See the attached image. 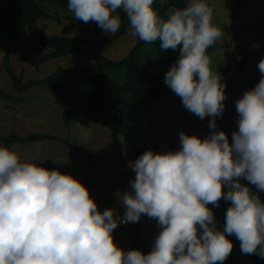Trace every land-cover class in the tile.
<instances>
[{
  "label": "clouds",
  "instance_id": "1",
  "mask_svg": "<svg viewBox=\"0 0 264 264\" xmlns=\"http://www.w3.org/2000/svg\"><path fill=\"white\" fill-rule=\"evenodd\" d=\"M153 4L68 0V10L76 20L94 21L106 35H115L122 23L115 13L122 9L139 40L159 41L161 50L182 45L165 84L187 110L201 119L210 116L213 131L203 139L181 131L178 151L148 150L129 163L136 175L131 190L119 195L125 207L119 220L113 209L101 213L71 174L22 161L16 150L0 146V264H216L229 257L231 234L241 241L242 253L264 258V202L238 179L264 191V58L259 82L235 102L238 131L230 145L226 133L216 131L226 83L211 70L207 55L223 36L213 23V8L205 0H189L164 20ZM222 197L231 206L221 231L207 205L218 208ZM142 214L161 228L146 255L118 247L112 235L118 223H136Z\"/></svg>",
  "mask_w": 264,
  "mask_h": 264
},
{
  "label": "crops",
  "instance_id": "2",
  "mask_svg": "<svg viewBox=\"0 0 264 264\" xmlns=\"http://www.w3.org/2000/svg\"><path fill=\"white\" fill-rule=\"evenodd\" d=\"M38 5L46 14L64 15L66 18L62 20L61 24H58L59 22L54 23L56 30L50 33L63 37L77 36L90 40L112 36L106 35L94 21L86 23L85 28L88 29L86 30L83 26L84 22L76 20L74 14L60 4L40 1ZM241 8L239 7L236 15H234L235 10L233 11L231 27L241 26L242 36L247 35L248 40L256 39L259 46L254 45L253 54L243 67L242 73L237 72L234 68V56L231 57L232 64L229 63L222 70V82L226 83L227 95L224 101V111L221 116L216 118V131H224L230 137H232L233 132L238 131L239 114L235 102L242 98L246 90L254 88L259 82L261 73L258 64L264 58V32L261 33L259 27L260 24H264V12L258 13L248 21L253 29V34L248 35L244 27L246 21ZM246 9L244 8L245 11ZM44 21L45 18H39L37 23L44 28L46 27L43 25ZM120 30L121 28L117 33ZM46 31L48 30L46 29ZM135 39L136 37L128 31L100 50L113 61L121 60L132 50ZM228 45L232 51L233 43ZM0 46V146H3L1 140L10 133H14L17 137L33 134L49 136L50 138L37 142L12 143L9 148L16 150L22 161L36 163L38 166L49 170L59 169L61 173L71 174L88 188L90 196L96 202L101 213L106 209H113L115 216H117L124 209L119 195L131 190L129 182L135 179L136 174L129 167V163H135L138 159L130 155L129 145L135 144L143 148L144 153L148 150L155 153L178 151L181 148L179 140L181 131L190 136L196 135L201 139L208 137L213 131L208 126L212 119L210 116L201 119L184 106L175 112L171 110L170 104L168 107L170 111L162 115L158 121L159 124L161 123L160 127L151 131V121L141 111L142 106L147 104L149 99H146L131 114L132 128L129 132L117 136L115 139L92 121L86 126L85 133H81L79 128H74L72 131L73 118L69 127L65 128L60 106L55 103L53 97L47 93L44 87L37 85L22 91H17L13 87L4 63V56L8 51L3 34H0ZM144 48L145 46L142 48L141 54H144L142 53ZM7 56L9 69L16 77H21L23 83L44 79L58 66L67 69L83 66L88 71L94 72V64L87 63L85 67L82 62H86L88 59L78 54L54 58L40 66L39 69L22 62L14 54L8 53ZM154 56L155 54L152 53L146 54L145 61L141 62L146 64L148 58ZM157 99L152 100L156 101ZM134 123H138L141 128L136 135L131 133ZM75 148L79 149L82 157L78 155ZM238 179L252 192L257 194L262 192L258 191L256 186L245 178L240 177ZM224 189L225 185L222 190ZM140 222L148 239L147 249L151 251L150 247L154 246L161 228L155 218L150 219L146 214L141 215ZM132 228L125 229L118 223L117 228L112 233L115 244L125 251L130 250V243L133 238Z\"/></svg>",
  "mask_w": 264,
  "mask_h": 264
},
{
  "label": "trees",
  "instance_id": "3",
  "mask_svg": "<svg viewBox=\"0 0 264 264\" xmlns=\"http://www.w3.org/2000/svg\"><path fill=\"white\" fill-rule=\"evenodd\" d=\"M55 2L68 8V0H0V34L5 36L7 54L4 56V63L13 87L17 91L25 90L32 86L44 87L47 93L53 97L55 103L60 106L65 128L71 124L75 114L80 113L95 125L109 133L114 139L117 136L128 133L132 128L130 123L131 114L146 99H157L161 95H167L171 89L165 84L166 72L176 63L180 57V47L176 50H161L159 41L145 43L135 39L132 50L121 60L113 61L106 55L94 50L102 44H109L122 34L130 31V23L122 9H118L116 14L121 17V30L119 33L103 37L98 40L70 37L65 38L60 35L46 36L40 26L37 25L39 18L50 17L49 14L39 7L38 2ZM187 0H165L162 4H153L154 10L161 19L166 20V12L172 8H183L187 5ZM242 4V0H235L236 9L234 15ZM234 43L232 53L234 54V68L242 73L243 67L248 63L253 54L252 43H242V27L231 28ZM132 33V32H131ZM144 46H152L155 56L148 58V62L143 64L140 60L141 50ZM211 47L207 50V55ZM8 53L14 54L22 62L31 65L35 69L57 57H64L70 54L84 56L94 64V72H90L83 66L72 68H62L58 66L55 70L41 80H31L26 83L21 81V77H16L7 65ZM122 73L123 81L118 83L110 74ZM227 95V89H225ZM50 138L47 135H29L17 137L10 133L3 138V146L10 144L29 143ZM229 144L232 137L228 136ZM80 157L79 149L75 148ZM129 153L135 158H139L144 149L135 145H129ZM259 197L264 202V191ZM219 205L229 208V201L223 197ZM224 218L217 224L222 231L226 220ZM133 238L130 243V250L137 249L143 254H148V239L145 236L140 220L134 223L132 228ZM227 238L235 247V234L228 235ZM235 240V241H234ZM237 244L239 241H236ZM223 262L216 264H237L234 251ZM241 264H264V258L252 254L247 262Z\"/></svg>",
  "mask_w": 264,
  "mask_h": 264
},
{
  "label": "rangeland",
  "instance_id": "4",
  "mask_svg": "<svg viewBox=\"0 0 264 264\" xmlns=\"http://www.w3.org/2000/svg\"><path fill=\"white\" fill-rule=\"evenodd\" d=\"M187 1L189 2V0H187ZM154 2L158 3V4H162L164 2V0H154ZM205 2L208 3L213 8V23L219 25L222 32H223L222 38L220 40H218L213 46H211L212 49L208 53V56H209L210 61H211V63H210L211 70L217 71L218 73L222 74V70L225 68V66L228 65L229 63L232 64L231 57L234 56L232 51H230L228 44L234 43L233 35L230 32V30L232 28L231 27L232 26V13L236 9L235 0H205ZM240 7H242L241 11L243 13L244 20L246 21L245 22L246 24H244V27L247 30L248 35H251V34H253V29H252V26H250L248 21H250L258 13L264 12V0H242V5ZM244 8H247L246 11L244 10ZM172 9L168 10L166 12V14L168 15ZM49 15H50V17L45 18V21L43 23V25L46 26L44 28H46L48 31H46V29H44L37 22L36 23L38 26H40L42 28V30L46 36L57 35L54 33H50V32H53V30H56L54 23L59 22L58 24H61L63 22L62 20L66 19V18L64 17V15H58V14H56V15L49 14ZM228 18L230 19L229 24H227L225 22V21H227ZM83 26L85 28L86 23H83ZM259 27H260V32L263 33L264 32V24H260ZM86 30H88V29H86ZM60 36H62V35H60ZM73 37H77V36H73ZM65 38H70V37H65ZM78 38H81V37H78ZM240 42L252 43L253 47H254V45L257 44L256 39L248 40L247 35L246 36L241 35ZM106 44H102L99 47L94 48V50H96L97 52H99L101 54H104L103 52H101L100 49L103 46H105ZM121 44H123V43H121ZM142 53H144V54H141L140 60L145 61V55L150 54V53L155 54V50L152 48V46H145ZM87 63L92 65V62L90 60H87L86 62L85 61L82 62V65H84L86 67ZM110 75L112 77H114L118 83H121L123 81V74L120 72L119 73H113ZM169 104L171 105V110L175 111V112L178 111L179 108H181L183 106L181 97H179L174 92H172V90L166 96H164V95L159 96V99H157L156 101L149 98L147 104L142 106V109H141L142 113H144V115L147 116L149 118V120L151 121V131H153L157 127H160L161 123L159 124L158 121L162 115H164V114H166V112L170 111V109H168ZM73 120H74L73 125L71 126L72 131L74 128H79L81 130V133H85L86 126L91 123V121L88 118H86L85 116H83L80 113L75 114L73 117ZM139 129H141V128L138 125V123H134V128H133L131 133H134V135H136V133H139L138 132ZM228 190H229L228 185L225 184V189L223 191L227 192ZM229 203L231 205V201H229ZM207 207L212 209V211L214 212V216H215V219L217 221V224L223 220L224 214L226 216V211L228 209V208L223 207L222 205H220L218 208H216L212 204L207 205ZM200 231H202V230H200ZM236 241H239V239L236 238ZM236 241H235V247H234L233 251H234L235 260H236L237 264H241L242 263L241 261L247 262L248 258L252 254L242 253L241 241L238 242V244ZM153 247L154 246L150 247V249L152 250Z\"/></svg>",
  "mask_w": 264,
  "mask_h": 264
},
{
  "label": "built area",
  "instance_id": "5",
  "mask_svg": "<svg viewBox=\"0 0 264 264\" xmlns=\"http://www.w3.org/2000/svg\"><path fill=\"white\" fill-rule=\"evenodd\" d=\"M124 213H125V207H124L123 210H121V211L117 214V216H116L117 219L119 220V219L123 218ZM119 224L121 225V227H123V228H125V229H130V228H132L133 225H134V223H132V222H127V223L120 222Z\"/></svg>",
  "mask_w": 264,
  "mask_h": 264
}]
</instances>
